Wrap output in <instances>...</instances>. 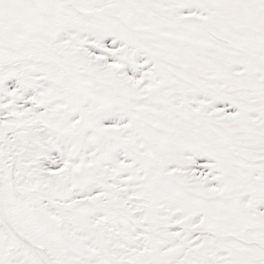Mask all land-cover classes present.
Wrapping results in <instances>:
<instances>
[{"label": "snow or ice", "instance_id": "snow-or-ice-1", "mask_svg": "<svg viewBox=\"0 0 264 264\" xmlns=\"http://www.w3.org/2000/svg\"><path fill=\"white\" fill-rule=\"evenodd\" d=\"M0 264H264V0H0Z\"/></svg>", "mask_w": 264, "mask_h": 264}]
</instances>
